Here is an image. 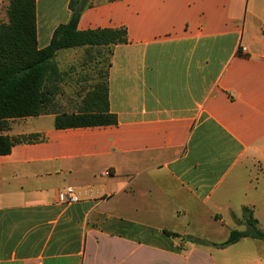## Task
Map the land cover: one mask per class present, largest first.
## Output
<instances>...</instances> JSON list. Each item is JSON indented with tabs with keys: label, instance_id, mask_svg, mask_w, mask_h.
<instances>
[{
	"label": "crops",
	"instance_id": "crops-1",
	"mask_svg": "<svg viewBox=\"0 0 264 264\" xmlns=\"http://www.w3.org/2000/svg\"><path fill=\"white\" fill-rule=\"evenodd\" d=\"M69 4L35 0L39 49ZM87 4L77 30L124 27L128 42L57 51L53 106L104 81L115 124L8 120L1 135L40 140L0 156V264H264L262 240L215 246L243 208L264 231V0ZM68 189L77 201L61 204ZM201 215L204 246L189 232Z\"/></svg>",
	"mask_w": 264,
	"mask_h": 264
},
{
	"label": "trees",
	"instance_id": "trees-1",
	"mask_svg": "<svg viewBox=\"0 0 264 264\" xmlns=\"http://www.w3.org/2000/svg\"><path fill=\"white\" fill-rule=\"evenodd\" d=\"M87 0H70L69 21L59 26L49 44L37 47L35 0H9L7 23L0 24V132L7 129L8 120L36 117L51 112L58 88L51 81L58 75L53 62L57 51L77 47H112L126 44L124 27L79 31L76 24L80 13L89 6ZM114 2L116 0H107ZM238 54H241L238 51ZM108 112L105 82L85 93L76 112L55 116L54 128H84L115 124ZM37 135L9 137L0 134V156L8 155L13 146L39 141ZM245 231L231 230L217 247L232 245L242 238L264 241V231L256 228V220L248 208L242 209ZM178 237L177 234L168 233ZM191 240V239H190Z\"/></svg>",
	"mask_w": 264,
	"mask_h": 264
},
{
	"label": "rangeland",
	"instance_id": "rangeland-1",
	"mask_svg": "<svg viewBox=\"0 0 264 264\" xmlns=\"http://www.w3.org/2000/svg\"><path fill=\"white\" fill-rule=\"evenodd\" d=\"M89 0L86 1V3L88 2ZM96 51H99V50H96ZM105 60V58H103V61ZM87 87V85H86ZM84 90L83 91H78V92H70V91H67V93L65 94V98L66 100H64L62 103L64 106L62 107H56V106H53L51 108V111H55L56 112H75L78 108V105L76 104H73V99H77L78 97H82L84 95ZM210 224H213L212 220H209L207 217H204L201 215V217L199 218H196L194 220L191 221V227H190V234H191V241L198 245V246H204L205 245V241L203 240V238H208L206 234L207 232V227L210 225ZM233 229H237L239 231H244L246 226L243 225V224H237L235 225L234 227H232ZM217 237H220V235H218Z\"/></svg>",
	"mask_w": 264,
	"mask_h": 264
},
{
	"label": "built area",
	"instance_id": "built-area-1",
	"mask_svg": "<svg viewBox=\"0 0 264 264\" xmlns=\"http://www.w3.org/2000/svg\"><path fill=\"white\" fill-rule=\"evenodd\" d=\"M239 51L241 54H243L245 52V48L240 47ZM57 199L61 204H70L77 201L75 193L70 189L59 192L57 195Z\"/></svg>",
	"mask_w": 264,
	"mask_h": 264
}]
</instances>
